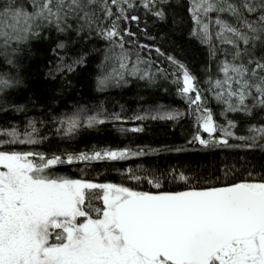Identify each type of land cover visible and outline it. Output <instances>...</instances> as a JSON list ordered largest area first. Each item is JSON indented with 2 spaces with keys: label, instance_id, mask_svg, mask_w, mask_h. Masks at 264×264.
<instances>
[{
  "label": "snow or ice",
  "instance_id": "snow-or-ice-1",
  "mask_svg": "<svg viewBox=\"0 0 264 264\" xmlns=\"http://www.w3.org/2000/svg\"><path fill=\"white\" fill-rule=\"evenodd\" d=\"M141 7L145 15L163 21L172 3L0 0V111L7 110L10 90L21 82L18 53L30 41L53 29L95 35L108 43L98 89L126 84L129 76L151 84L170 79L189 114H195L197 127L189 143L264 151V0H188L189 35L208 52L205 89L184 62L160 47L154 52L169 67L152 71L155 61L141 53L146 49L150 57L153 46L139 43L137 33L123 25L139 22L134 13ZM64 47L63 42L56 45ZM83 62L80 57L65 65L61 57L55 71H72L73 64ZM209 99L219 106L224 123L208 106ZM10 106L23 111L21 105ZM84 113L77 109L59 117L57 132L71 134L82 125L105 122L100 112ZM183 115L160 106L152 118L174 121ZM36 123L29 119L24 132L16 126L0 128V264H264V171L233 167L223 178L211 179L174 168L142 175L137 166L117 170L118 182H99L83 168L78 177L56 168L123 161L145 152L129 147L78 153L20 148L45 139ZM240 127L245 134L237 133Z\"/></svg>",
  "mask_w": 264,
  "mask_h": 264
},
{
  "label": "trees",
  "instance_id": "trees-1",
  "mask_svg": "<svg viewBox=\"0 0 264 264\" xmlns=\"http://www.w3.org/2000/svg\"><path fill=\"white\" fill-rule=\"evenodd\" d=\"M171 3L172 7L167 9V17L163 21L150 13L145 15L141 7L134 13L140 17L139 22L124 21L123 25L137 33L134 39L139 43L153 46L150 57L146 49L141 53L145 58L155 61L153 72L157 67H169L168 62L162 57L157 58L154 52L155 47H160L184 62L200 80L201 89H205V69L209 67L207 47L189 35L192 21L187 11L188 0H171ZM149 36L155 39H149ZM60 42L65 44L63 49L56 48ZM107 47V41L95 35L83 37L73 32L57 33L54 29L30 41L18 53L21 82L10 90L7 97L10 105H21L23 111H16L10 105L6 111H0V128L16 126L20 132H24L28 120L34 119L39 135L45 139L36 145L19 147L46 153H78L107 147H129L133 151L142 149L145 152L143 156L129 157L123 161L94 162L88 166L82 163L60 165L56 168L59 173L77 177L81 175L78 169L83 168L88 178L99 182H118L121 177L117 170L124 171L129 167L136 169L137 166H140L139 174L142 175L153 170L159 174L174 168L211 179L217 176L223 178L224 171L233 167L241 172L245 169L264 171V151L259 148H204L198 142L189 143L197 127L195 114H189L188 104L177 94L170 79H158L155 84H151L129 76L126 84L98 89L99 65ZM61 57L65 65L72 64L80 57L84 58V62L73 64L72 71L65 68L57 72L55 68L61 62ZM210 67L215 75V62ZM205 95L210 97L207 92ZM160 106L164 109H179L184 115L174 121L153 119ZM208 106L217 113V120L224 123L223 117L218 116L219 106L216 102L209 99ZM77 109H84L85 115L100 112L106 118L105 122L93 127L82 125L71 134H64L62 129L57 132L58 118L70 115ZM114 114L120 119H114ZM137 116L143 118L136 119ZM135 128L141 130L132 131ZM236 131L245 134L242 127ZM201 135L207 138V133L202 130ZM230 143L240 142L230 139ZM176 148L183 150L177 152ZM144 187H148L146 183Z\"/></svg>",
  "mask_w": 264,
  "mask_h": 264
}]
</instances>
